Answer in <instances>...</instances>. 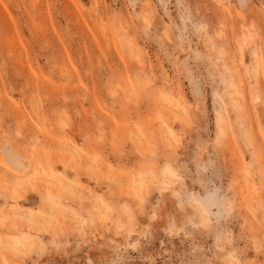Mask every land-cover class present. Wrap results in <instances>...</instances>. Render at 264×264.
<instances>
[{
	"label": "rangeland",
	"instance_id": "1",
	"mask_svg": "<svg viewBox=\"0 0 264 264\" xmlns=\"http://www.w3.org/2000/svg\"><path fill=\"white\" fill-rule=\"evenodd\" d=\"M0 264H264V0H0Z\"/></svg>",
	"mask_w": 264,
	"mask_h": 264
},
{
	"label": "bare ground",
	"instance_id": "2",
	"mask_svg": "<svg viewBox=\"0 0 264 264\" xmlns=\"http://www.w3.org/2000/svg\"><path fill=\"white\" fill-rule=\"evenodd\" d=\"M144 19L148 20L147 17H146V18L144 17ZM146 20H145V21H146ZM150 23H151V22H150ZM171 110H172V109H171ZM161 112H162V111H161ZM168 179H170L172 182H174V179H171L170 177H168ZM39 187H40V186H39ZM59 191H60V190H59Z\"/></svg>",
	"mask_w": 264,
	"mask_h": 264
}]
</instances>
